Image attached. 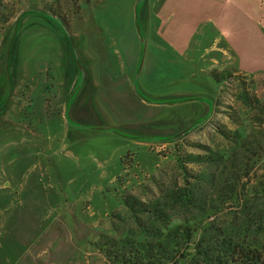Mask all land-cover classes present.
Wrapping results in <instances>:
<instances>
[{
    "label": "rangeland",
    "instance_id": "rangeland-1",
    "mask_svg": "<svg viewBox=\"0 0 264 264\" xmlns=\"http://www.w3.org/2000/svg\"><path fill=\"white\" fill-rule=\"evenodd\" d=\"M178 1L0 0V264H106L99 237L136 232L127 199L159 206L158 227L218 206L209 221L264 253L244 203L210 201L224 161L186 160L242 165L221 130L264 145V116L239 97L264 102V71L216 83L197 48L205 13ZM262 152L232 175L244 198L264 181Z\"/></svg>",
    "mask_w": 264,
    "mask_h": 264
},
{
    "label": "trees",
    "instance_id": "trees-1",
    "mask_svg": "<svg viewBox=\"0 0 264 264\" xmlns=\"http://www.w3.org/2000/svg\"><path fill=\"white\" fill-rule=\"evenodd\" d=\"M30 11L50 16L68 28L55 14L36 9H30ZM235 73L237 74L234 70L228 69L211 70L209 76L219 83L226 79L225 77H233ZM239 97L249 108L257 110L264 116L263 101L244 92ZM220 134L242 151L243 160L240 162L242 165L235 166L233 155L208 156L207 158L188 156L186 160L194 163L214 161L223 163L224 161L223 169L225 170H222L219 179L215 180L212 188L214 198H210V201L233 200L244 203V206L237 207L244 215L247 226L255 222L260 226L261 222L264 223V181L257 182L254 188L247 191L249 194L247 199L232 186L235 183L232 175L236 173L240 175V172L247 171L251 165H255L263 155L264 145L257 140L254 145L248 135L236 131L221 130ZM218 184H222L221 188ZM187 201L200 205V202H205V199L198 201L188 198ZM257 201H260V206H246L249 202L257 205ZM123 204L134 218L136 232L118 238L109 235L99 237L95 247L102 254L106 264H264V253L260 248L244 244L240 237L230 230L223 231L214 222L209 221L208 216L218 206H184L199 210L198 218L158 227L156 223L164 215L162 210L158 209L159 206L141 204L135 199L123 200ZM142 214L154 215V217L151 221L145 222L138 217Z\"/></svg>",
    "mask_w": 264,
    "mask_h": 264
},
{
    "label": "crops",
    "instance_id": "crops-1",
    "mask_svg": "<svg viewBox=\"0 0 264 264\" xmlns=\"http://www.w3.org/2000/svg\"><path fill=\"white\" fill-rule=\"evenodd\" d=\"M195 3L198 13L204 12L203 20L210 24L200 31L208 43L197 46L199 57L207 64L208 75L211 69L222 71L227 67L239 73L264 71V35L259 27L264 0H196ZM218 59L223 61L220 65L224 69L217 68Z\"/></svg>",
    "mask_w": 264,
    "mask_h": 264
}]
</instances>
